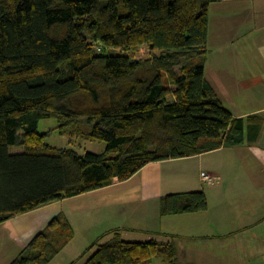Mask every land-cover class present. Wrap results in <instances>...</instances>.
Wrapping results in <instances>:
<instances>
[{
	"label": "trees",
	"instance_id": "obj_1",
	"mask_svg": "<svg viewBox=\"0 0 264 264\" xmlns=\"http://www.w3.org/2000/svg\"><path fill=\"white\" fill-rule=\"evenodd\" d=\"M208 9L206 0H0V223L149 163L242 143L243 120L205 79ZM49 118L60 136L103 142L105 151L50 147L49 132L37 131ZM206 209L196 191L163 197L159 212ZM72 238L58 216L11 264H48ZM88 254L83 264H178L173 242L125 241L119 231L79 259Z\"/></svg>",
	"mask_w": 264,
	"mask_h": 264
},
{
	"label": "crops",
	"instance_id": "obj_2",
	"mask_svg": "<svg viewBox=\"0 0 264 264\" xmlns=\"http://www.w3.org/2000/svg\"><path fill=\"white\" fill-rule=\"evenodd\" d=\"M206 1L205 79L243 120L242 143L149 163L125 181L2 222L0 264H11L58 216L73 238L48 264L110 231L173 242L178 264H257L259 256L264 264V0ZM201 173L218 180L204 182ZM196 191L204 193L206 211L160 215L163 197Z\"/></svg>",
	"mask_w": 264,
	"mask_h": 264
},
{
	"label": "rangeland",
	"instance_id": "obj_3",
	"mask_svg": "<svg viewBox=\"0 0 264 264\" xmlns=\"http://www.w3.org/2000/svg\"><path fill=\"white\" fill-rule=\"evenodd\" d=\"M146 56H147L146 50H141L139 52V57L145 58ZM56 126H57V121L54 118L40 120L37 126V131L39 133L49 132L48 135L46 136L45 142L50 147L57 149H71L78 155H84L85 153L102 154L105 151V144L103 142L86 141L78 138H69L67 136H60L59 134L56 133V131H52L53 129L56 128ZM22 150L23 149L21 148H15V147L10 148V151L12 153H18L21 152ZM150 238L152 237L150 236L146 237L145 234L143 233H135V234L125 233L121 235L122 240L130 241V242H144L149 240ZM76 248L77 247H75V249ZM84 251L73 250L68 254H62V256H60L61 257L60 261H58L59 259L58 257L54 260V262H52V264H62L61 261L63 262L68 261V263L66 264H73L74 262H76V264H83V262L89 257L88 254L83 256L82 259H79ZM260 258H261L260 256L259 258H257L256 260L257 264H263ZM152 263L165 264V262L161 258L153 259V261L150 264Z\"/></svg>",
	"mask_w": 264,
	"mask_h": 264
},
{
	"label": "built area",
	"instance_id": "obj_4",
	"mask_svg": "<svg viewBox=\"0 0 264 264\" xmlns=\"http://www.w3.org/2000/svg\"><path fill=\"white\" fill-rule=\"evenodd\" d=\"M201 180L207 183H215L218 179L216 177L212 178L210 175L206 173L200 174Z\"/></svg>",
	"mask_w": 264,
	"mask_h": 264
}]
</instances>
